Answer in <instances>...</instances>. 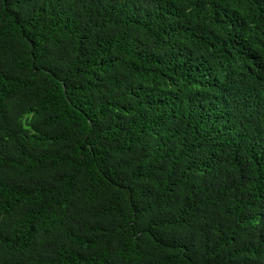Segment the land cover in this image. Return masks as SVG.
I'll list each match as a JSON object with an SVG mask.
<instances>
[{"label":"trees","instance_id":"obj_1","mask_svg":"<svg viewBox=\"0 0 264 264\" xmlns=\"http://www.w3.org/2000/svg\"><path fill=\"white\" fill-rule=\"evenodd\" d=\"M0 264H264V0H0Z\"/></svg>","mask_w":264,"mask_h":264}]
</instances>
